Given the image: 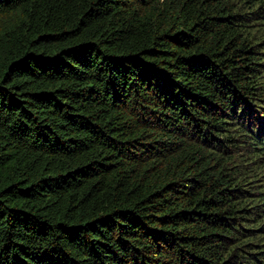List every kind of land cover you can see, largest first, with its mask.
<instances>
[{
    "label": "trees",
    "instance_id": "1",
    "mask_svg": "<svg viewBox=\"0 0 264 264\" xmlns=\"http://www.w3.org/2000/svg\"><path fill=\"white\" fill-rule=\"evenodd\" d=\"M0 264H264V0H0Z\"/></svg>",
    "mask_w": 264,
    "mask_h": 264
},
{
    "label": "rangeland",
    "instance_id": "2",
    "mask_svg": "<svg viewBox=\"0 0 264 264\" xmlns=\"http://www.w3.org/2000/svg\"><path fill=\"white\" fill-rule=\"evenodd\" d=\"M262 47H260V49H261ZM255 185H258V182L257 183H255Z\"/></svg>",
    "mask_w": 264,
    "mask_h": 264
}]
</instances>
